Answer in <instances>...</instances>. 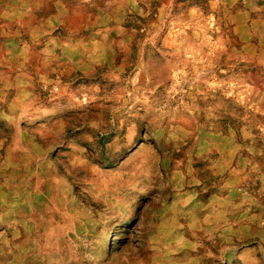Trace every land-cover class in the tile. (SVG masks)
I'll list each match as a JSON object with an SVG mask.
<instances>
[{
  "label": "rangeland",
  "instance_id": "1",
  "mask_svg": "<svg viewBox=\"0 0 264 264\" xmlns=\"http://www.w3.org/2000/svg\"><path fill=\"white\" fill-rule=\"evenodd\" d=\"M0 264H264V0H0Z\"/></svg>",
  "mask_w": 264,
  "mask_h": 264
}]
</instances>
